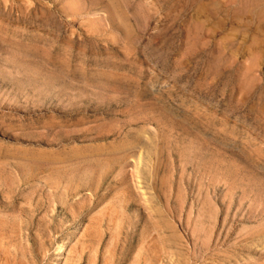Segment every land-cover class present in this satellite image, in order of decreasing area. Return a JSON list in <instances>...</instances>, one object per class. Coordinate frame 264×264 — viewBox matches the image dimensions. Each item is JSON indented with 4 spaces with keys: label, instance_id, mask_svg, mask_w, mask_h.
<instances>
[{
    "label": "rangeland",
    "instance_id": "374dc122",
    "mask_svg": "<svg viewBox=\"0 0 264 264\" xmlns=\"http://www.w3.org/2000/svg\"><path fill=\"white\" fill-rule=\"evenodd\" d=\"M0 264H264V0H0Z\"/></svg>",
    "mask_w": 264,
    "mask_h": 264
},
{
    "label": "bare ground",
    "instance_id": "6f19581e",
    "mask_svg": "<svg viewBox=\"0 0 264 264\" xmlns=\"http://www.w3.org/2000/svg\"><path fill=\"white\" fill-rule=\"evenodd\" d=\"M95 33H96V32H95ZM90 38H91V37H90ZM98 61H99V60H98ZM105 62H106V61H105ZM106 180H108V179H106ZM101 188H102V187H101ZM103 190H104V189H103ZM82 195H83V194H82ZM86 208H87V207H86ZM86 208H85V209H86ZM82 212H83V211H82ZM143 239H144V238H143ZM112 244H113V243H112ZM61 250H62V249H61ZM109 253H110V252H109ZM81 255H82V254H81Z\"/></svg>",
    "mask_w": 264,
    "mask_h": 264
}]
</instances>
